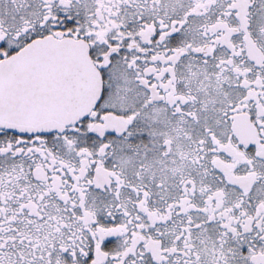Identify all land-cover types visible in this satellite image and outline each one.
<instances>
[{"label": "snow or ice", "instance_id": "obj_1", "mask_svg": "<svg viewBox=\"0 0 264 264\" xmlns=\"http://www.w3.org/2000/svg\"><path fill=\"white\" fill-rule=\"evenodd\" d=\"M0 264H264V0H0Z\"/></svg>", "mask_w": 264, "mask_h": 264}]
</instances>
